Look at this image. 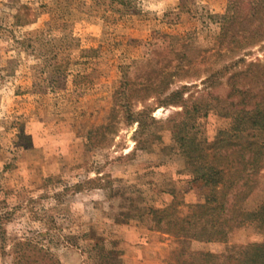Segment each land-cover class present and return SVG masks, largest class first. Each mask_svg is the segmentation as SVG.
Returning <instances> with one entry per match:
<instances>
[{
	"label": "rangeland",
	"instance_id": "obj_1",
	"mask_svg": "<svg viewBox=\"0 0 264 264\" xmlns=\"http://www.w3.org/2000/svg\"><path fill=\"white\" fill-rule=\"evenodd\" d=\"M250 1L0 0V264L25 240L61 264H237L264 242L257 221L212 217V240L176 235L201 233V164L234 134L230 74L264 68V38L221 37Z\"/></svg>",
	"mask_w": 264,
	"mask_h": 264
},
{
	"label": "trees",
	"instance_id": "obj_2",
	"mask_svg": "<svg viewBox=\"0 0 264 264\" xmlns=\"http://www.w3.org/2000/svg\"><path fill=\"white\" fill-rule=\"evenodd\" d=\"M250 3L248 12L242 18H224L221 28L225 31L221 34L223 42L226 37L233 42L238 41V36L242 41L264 38V0H251ZM223 42L219 44L222 45ZM242 61L244 62L243 59ZM228 83V98L231 97L232 100L228 108L222 109L235 116V124L230 130V133L234 134L231 136L227 135V132L220 133V138L216 139L212 146V159L201 164L198 178L211 188V194L204 204L195 206V209L201 212V233L197 223L188 230L185 227L192 224L181 221L184 227L180 226L176 235L189 240L213 239V228L206 224L205 217L214 218L215 225L220 223L230 230L241 227L247 221H257L264 229V203L254 211L243 207L246 197L255 186L253 178L261 175L260 172L264 170V141H257L258 137L254 133L264 131V68L250 65L247 70L233 71ZM175 96L170 98V101H173ZM173 103L178 104L175 101L170 102ZM233 157L236 158L237 167L231 172ZM161 218L159 217V222L162 221ZM237 249V264H264V242L240 246ZM15 254L13 264H61L48 249L32 240L18 241Z\"/></svg>",
	"mask_w": 264,
	"mask_h": 264
}]
</instances>
